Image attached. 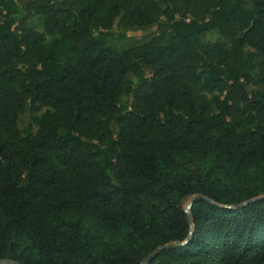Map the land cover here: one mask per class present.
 I'll return each instance as SVG.
<instances>
[{"label":"trees","instance_id":"1","mask_svg":"<svg viewBox=\"0 0 264 264\" xmlns=\"http://www.w3.org/2000/svg\"><path fill=\"white\" fill-rule=\"evenodd\" d=\"M171 242L147 264H264V0H0V259L141 264Z\"/></svg>","mask_w":264,"mask_h":264},{"label":"rangeland","instance_id":"2","mask_svg":"<svg viewBox=\"0 0 264 264\" xmlns=\"http://www.w3.org/2000/svg\"><path fill=\"white\" fill-rule=\"evenodd\" d=\"M29 24L36 30H42V20L39 16H33L29 20ZM157 32L158 31L156 30L155 26L144 29L134 28L131 30L123 31L122 34L117 38H108L106 40V43L110 48L115 49L117 51H121L125 48H128L136 44H140L148 40L149 38L157 34ZM217 38H219V33L216 30H212L201 36V40L203 42L214 41ZM247 58H251L252 62L256 64L258 63L261 57L257 55L252 49L246 48L242 59L246 60ZM256 69L257 68H254L255 72ZM126 77L127 78L129 77V73L127 74ZM248 87L250 88L251 85H249ZM18 124L21 130H24L31 124L30 111L28 109L20 115ZM113 128L114 129L116 128L115 124L113 125ZM188 202H189V197L185 198L182 203V207L184 209L187 207Z\"/></svg>","mask_w":264,"mask_h":264},{"label":"water","instance_id":"3","mask_svg":"<svg viewBox=\"0 0 264 264\" xmlns=\"http://www.w3.org/2000/svg\"><path fill=\"white\" fill-rule=\"evenodd\" d=\"M257 198H258V197H256V198H252V199H250L249 201H246V202H244V203L250 202V201L255 200V199H257ZM195 199H206V200L212 202V200H210V199H208V198H205L204 196L199 195V194L189 196V202H188L187 207L184 209V211H185V213L187 214L188 221H189V223H190L191 225H192V216H191V213H190V208H191L192 203H193V201H194ZM244 203H242V204H244ZM242 204H240V205H242ZM183 243H184V242H171V243H166V244L160 245V246L157 247L154 251H152L150 254H148V255L144 258V260L142 261L141 264H147V262H148L152 257H154V256H155L160 250H162L163 248H166V247L171 246V245H182ZM3 263H5V264H18V263H16V262H13V261H10V260L0 259V264H3Z\"/></svg>","mask_w":264,"mask_h":264}]
</instances>
